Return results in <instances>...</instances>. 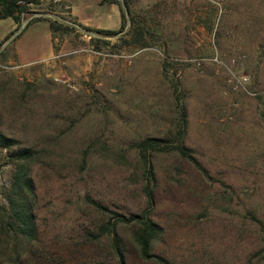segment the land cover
<instances>
[{"label":"rangeland","instance_id":"obj_1","mask_svg":"<svg viewBox=\"0 0 264 264\" xmlns=\"http://www.w3.org/2000/svg\"><path fill=\"white\" fill-rule=\"evenodd\" d=\"M21 1V25L48 17L78 26L79 14L109 3ZM127 3V15L117 3L121 33L131 15L145 25L147 46L127 45L120 34L94 43L84 29L58 31L56 55L21 66L5 56L13 35L0 45V132L17 140L0 147V207L15 170L10 151H37V234L22 264H119L103 227L115 214L146 209L161 226L152 251L171 263L264 264V0ZM8 21H0V40ZM181 106L184 145L203 169L176 152H154L150 208L134 145L175 139ZM132 230L117 225L125 264H163L139 257ZM13 261L1 244L0 264Z\"/></svg>","mask_w":264,"mask_h":264},{"label":"trees","instance_id":"obj_2","mask_svg":"<svg viewBox=\"0 0 264 264\" xmlns=\"http://www.w3.org/2000/svg\"><path fill=\"white\" fill-rule=\"evenodd\" d=\"M18 1L19 0H0V19L12 17L18 24L15 29L16 31L20 28L23 18L22 13L26 10V5H23ZM30 1L33 2V0ZM105 2L117 4L118 0H105ZM124 2L128 7L127 0H124ZM121 16V26L116 30L91 29L81 25L76 26L70 21H61L56 18L48 17H35L30 19L20 32H22L23 29L26 28L32 21L45 19L48 20L49 27L54 37L55 33L58 31L64 33L71 30L84 29L86 31L98 32L106 36L120 34V40L124 41L127 45L135 44L137 47L147 46V29L145 25L137 22L130 15V28L126 33L122 34L121 32L124 28V22L126 20L122 10ZM13 32L8 34L5 40L8 39ZM123 36H129V39H126ZM92 40L94 43H106L107 41L102 37H92ZM163 70L166 72L168 70V67L165 64L163 65ZM177 120V137L175 139L172 140L163 137L147 136L136 142L134 145L139 157V162L141 163V167L143 169V175L145 178L144 192L150 208L153 205V186L156 181L155 173L150 162L151 156L154 152H176L181 157L189 159L196 164V166L203 169L191 154L190 148L184 145L183 134L185 131L186 116L185 110L182 106L178 109ZM16 142L17 140L15 138L8 137L0 132V147H10L15 145ZM36 153L37 151L33 148L25 146L15 148L10 151L11 159L15 161V170L10 186L6 191L7 205L0 207V246L2 244L5 248V252L14 256L13 262L15 264L23 263V256L29 252V248L33 245L32 241L35 240L37 234L36 216L31 202V197L34 196V183L30 174V166L36 158ZM87 201L99 210L110 212L106 206L91 198H88ZM149 211V209H146L140 214H132L127 217L121 214H115L109 217L107 224L103 227V230L106 232L105 234L108 237L109 246L114 256H116L119 264L126 263L127 247L124 244L123 238L118 235V223L133 227L131 239L132 243L136 247L139 257L147 261L157 260L163 264H174L152 251L153 242L161 231V226L149 216ZM250 215L254 220H258L253 214ZM87 235L95 238L97 237L96 233L92 231H88ZM31 254L34 253L31 252Z\"/></svg>","mask_w":264,"mask_h":264},{"label":"crops","instance_id":"obj_3","mask_svg":"<svg viewBox=\"0 0 264 264\" xmlns=\"http://www.w3.org/2000/svg\"><path fill=\"white\" fill-rule=\"evenodd\" d=\"M97 14H79V25L91 29H119L122 23L121 9L116 3H105ZM8 21L6 36L13 32L4 48L7 59H13L18 65H29L37 61L49 59L56 55L54 49L53 33L48 20L39 19L32 21L22 32L15 30L18 26L12 17L1 18ZM43 24L37 27V24ZM94 32V31H93ZM6 36L0 40V45L6 41Z\"/></svg>","mask_w":264,"mask_h":264},{"label":"built area","instance_id":"obj_4","mask_svg":"<svg viewBox=\"0 0 264 264\" xmlns=\"http://www.w3.org/2000/svg\"><path fill=\"white\" fill-rule=\"evenodd\" d=\"M19 3H22V1L21 0H19L18 1ZM27 4H32L31 2H29V3H27ZM38 14H40V13H35L34 15L35 16H37ZM30 20V19H29ZM28 20V21H29ZM85 37H87V38H91V37H104L105 38V35H102V34H100V33H98V32H93V31H89V32H86L85 33V35H84ZM81 49H83V48H81ZM244 80H246V78H244Z\"/></svg>","mask_w":264,"mask_h":264},{"label":"water","instance_id":"obj_5","mask_svg":"<svg viewBox=\"0 0 264 264\" xmlns=\"http://www.w3.org/2000/svg\"><path fill=\"white\" fill-rule=\"evenodd\" d=\"M122 7H123V10L125 12V15H127L128 14V10H127V7H126V5H125V3H124L123 0H122ZM26 23H27V21H24L22 23V25L20 26V28L17 30V33L25 26Z\"/></svg>","mask_w":264,"mask_h":264}]
</instances>
